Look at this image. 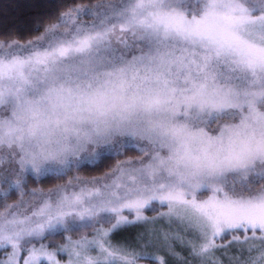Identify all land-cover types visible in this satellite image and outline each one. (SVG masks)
<instances>
[{
    "label": "snow or ice",
    "instance_id": "1",
    "mask_svg": "<svg viewBox=\"0 0 264 264\" xmlns=\"http://www.w3.org/2000/svg\"><path fill=\"white\" fill-rule=\"evenodd\" d=\"M108 159L100 178L25 192ZM0 190L21 197L0 212V264H190L173 239L192 264L233 247L235 264H264V0H119L26 44L0 34ZM158 209L173 236L112 243Z\"/></svg>",
    "mask_w": 264,
    "mask_h": 264
},
{
    "label": "trees",
    "instance_id": "2",
    "mask_svg": "<svg viewBox=\"0 0 264 264\" xmlns=\"http://www.w3.org/2000/svg\"><path fill=\"white\" fill-rule=\"evenodd\" d=\"M97 1L107 4L109 3L108 1L115 2L117 0H0V34L11 33L12 38L21 42L27 41L43 32L47 25L55 23L62 13L77 7L92 8L93 4ZM37 28L40 29L39 32L36 31ZM127 156L139 157V154L135 151H129L125 157ZM121 159H124V157ZM116 161L115 159H108L101 167L95 169L85 168L81 169L79 172L73 170L69 175L63 178H56L51 175L42 177L38 181L29 178L28 182L32 185L28 184L27 186L33 188H38L40 186L42 189H48L51 186L63 183L76 174L87 176L99 175L103 171H106L112 163ZM17 196L16 193H13L10 195V198L15 199ZM164 211H166V209L146 211L145 216L147 217V222L140 221L122 227L112 235V243L137 247L141 237L154 240L153 237L155 235L153 234H156L158 229H162L160 225L167 227V223L165 222L166 219L160 218V213ZM152 221H155V223H151ZM175 233L177 232L174 231V234ZM60 236L62 240L66 238L65 236ZM72 237L75 239L79 238L75 235ZM57 242L60 243L59 241ZM171 243L176 244V251L183 253V255L189 259L190 264H192V258L187 256V251L180 242L173 240ZM225 244H227V241ZM150 251H155L157 255L161 252L157 246L155 249H150ZM237 251L238 249L233 247L230 248L228 252L223 253L224 264H235L233 255L237 253ZM169 260L170 264H175V260L172 257H169ZM139 264H148V261L142 260Z\"/></svg>",
    "mask_w": 264,
    "mask_h": 264
},
{
    "label": "rangeland",
    "instance_id": "3",
    "mask_svg": "<svg viewBox=\"0 0 264 264\" xmlns=\"http://www.w3.org/2000/svg\"><path fill=\"white\" fill-rule=\"evenodd\" d=\"M109 3H107V4H118L119 3V0H117V1H115V2H111V1H108ZM105 2H100V1H97V2H95L94 4H93V6L92 7H94L95 5H97V4H104ZM81 8H83V7H81ZM81 22H84V23H91V18H89V17H84L83 18V20L81 21ZM118 30V29H117ZM61 31H63V29H61ZM43 32H41L38 36H40L41 34H42ZM37 37V36H36ZM36 37H34V38H32V39H29V40H27V41H24V42H21V41H19L21 44H26L28 41H34L35 40V38ZM124 157V159H126V158H132V159H137L138 157H130V156H127V157H125V156H123ZM122 157H120V160H123V159H121ZM118 163V161H116L115 163H112V165L106 170V171H103L101 174H99V175H95V176H87V175H80V174H76V175H79L80 176V178L81 179H84V180H92V179H94V178H100V177H102V176H104L105 174H107V173H109L110 172V170L112 169V168H114L115 167V165ZM5 167H7V164H5ZM75 175V176H76ZM72 178H70V179H68V180H66V181H64L63 183H59V184H56V185H54V186H51L50 188H48V189H42L40 186L38 187V188H33V187H29V186H27L26 188H25V192H32V191H36L38 194L39 193H41V192H43V193H47V192H49V191H51V190H54V189H56V188H58V187H61V186H64V185H67L68 184V181L69 180H71ZM32 185V184H30V182H28L27 183V185ZM4 188H5V190H6V188H7V186H4ZM18 196L15 198V199H11L10 198V195H8V197H7V199H3V200H0V212H3V211H5V206L6 205H16V204H18L19 203V201H20V199H21V197H20V195L18 194V193H16ZM5 195V191L4 190H0V196H4ZM25 200H28V199H30L29 197H27V196H25V197H23ZM205 198H206V196H205ZM33 203H36V201H33ZM20 211H24V209H20ZM146 211H148V210H146ZM145 211V212H146ZM165 222L167 223V227H165V226H163V225H160V227L162 228V229H158L157 230V233H156V235L153 237L154 238V240L156 239V237L157 236H159V237H163V235L164 234H168V235H170V236H173L174 235V231H176V232H178L179 231V229H178V226H177V224H175V223H169L167 220H165ZM105 227H110V225H105ZM91 233V229H87V230H83V231H81V232H73V233H71V236H73V235H75V236H77V237H80L81 235H86V234H90ZM59 235V234H58ZM55 235V236H49V238L48 239H46L45 241H44V243L46 244V245H50V246H53V247H50L49 248V251H54V250H56V247L55 246H59V245H61L64 241H65V238H64V240H62L61 239V236L59 235ZM68 234H63L62 236H67ZM57 236V237H56ZM73 238V237H72ZM73 239H75V238H73ZM174 240V239H173ZM173 240H170L169 241V243L170 244H172V245H176V244H173V243H171ZM57 241H59L60 243H58ZM179 242V241H178ZM226 242V241H225ZM37 246H39V245H37ZM176 247V246H175ZM157 248L159 249V250H161L162 251V246L160 245V244H157ZM95 254V253H94ZM68 259H69V257L66 255V254H57V256H56V260H58L59 262H60V264H67V262H68Z\"/></svg>",
    "mask_w": 264,
    "mask_h": 264
}]
</instances>
